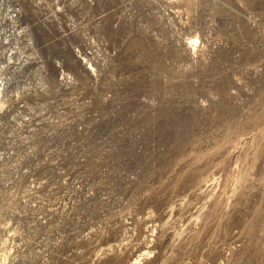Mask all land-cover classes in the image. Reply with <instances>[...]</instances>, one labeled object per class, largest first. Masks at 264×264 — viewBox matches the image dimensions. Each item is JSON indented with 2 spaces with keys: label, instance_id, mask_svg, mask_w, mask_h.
Listing matches in <instances>:
<instances>
[{
  "label": "rangeland",
  "instance_id": "rangeland-1",
  "mask_svg": "<svg viewBox=\"0 0 264 264\" xmlns=\"http://www.w3.org/2000/svg\"><path fill=\"white\" fill-rule=\"evenodd\" d=\"M136 259L264 264V0H0V264Z\"/></svg>",
  "mask_w": 264,
  "mask_h": 264
},
{
  "label": "bare ground",
  "instance_id": "bare-ground-1",
  "mask_svg": "<svg viewBox=\"0 0 264 264\" xmlns=\"http://www.w3.org/2000/svg\"><path fill=\"white\" fill-rule=\"evenodd\" d=\"M138 260H139V258H138ZM137 262H139V261H137V259H136V261H134L133 263H130V264H136Z\"/></svg>",
  "mask_w": 264,
  "mask_h": 264
}]
</instances>
